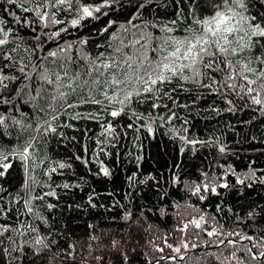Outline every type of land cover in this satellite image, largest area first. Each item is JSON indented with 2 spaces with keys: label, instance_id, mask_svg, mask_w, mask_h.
<instances>
[{
  "label": "snow or ice",
  "instance_id": "6c2138e0",
  "mask_svg": "<svg viewBox=\"0 0 264 264\" xmlns=\"http://www.w3.org/2000/svg\"><path fill=\"white\" fill-rule=\"evenodd\" d=\"M194 113L217 123L243 113L250 118L241 124L264 121V0H0V264H87L89 257L130 264L120 242L109 248L90 232L85 247L47 214L59 207L58 189L87 185L75 162L88 175L112 179L107 161L124 158L136 164L128 189L149 181L181 185L197 201L182 206L190 211L176 228L181 235L175 245L166 242L175 255L161 260L264 264V206L234 213L231 228L218 218L222 201L215 213L198 206L236 185H264V168L251 161L237 173L205 156L197 178L186 179L185 153L207 147L220 158L235 154L221 136L195 135ZM226 126L236 128L230 120ZM158 134L175 143L178 159L144 176L146 141ZM69 145L79 151L55 155ZM66 173L75 181L58 183ZM98 196L93 188L76 207L96 208Z\"/></svg>",
  "mask_w": 264,
  "mask_h": 264
},
{
  "label": "trees",
  "instance_id": "16d2710c",
  "mask_svg": "<svg viewBox=\"0 0 264 264\" xmlns=\"http://www.w3.org/2000/svg\"><path fill=\"white\" fill-rule=\"evenodd\" d=\"M209 115L211 114L196 115L194 113L195 127L192 132L202 139L221 136L235 154L229 155L227 158H220L215 149L207 147L202 148L196 156L185 153L183 175L186 179L197 178L199 175L197 166L203 168L207 163V161H202L205 156H215L220 163H231L237 173L245 171L251 161H255L254 167L264 168V121H256L251 125L241 124L240 121L250 118L248 113L240 114L239 117L229 115L219 117V123L216 120L201 118ZM229 120L236 125L235 130L226 126V121ZM91 126L96 128L94 124ZM74 134L79 135L78 133ZM253 136L255 139H252ZM124 144L129 150L134 151L130 141H124ZM78 151L79 145L75 149L69 145L67 149L59 148L55 155L66 158ZM121 151L123 152L124 149L122 148ZM144 154L146 159L141 164V174L144 176L148 174L158 176L178 159L176 145L166 135L158 134L157 139L146 141ZM107 163L114 170L112 179L88 175L83 165L75 162L76 176L84 175L88 182L87 185L66 192L58 189L57 191L61 193L59 207L47 214L55 218L53 220L54 227L63 228L67 224L68 227L65 231L71 233L72 242L83 241L86 247L88 234L94 232L100 237V243L108 245L109 248L113 240L120 242L128 251L130 264H149L148 259L151 256H148L146 241L151 237H153L152 239L158 238L161 230L170 235L175 226L174 211L178 208L177 205L182 206L188 201L191 203H197V201L190 197L181 185L173 187L163 185L158 188L154 181H149L148 184H138L135 189H128L126 177L136 171L135 161L131 158H124L115 164L111 160H108ZM219 171L217 169V172ZM75 179L66 173L64 177H57V182L63 180L74 182ZM228 179L230 183L235 181L234 176H229ZM93 188L99 193L96 198L98 207L87 208V210H84L83 207H76V205H86L87 194ZM37 191L40 190L37 189ZM129 191L132 193L131 196L127 195ZM221 191L224 192L222 198L213 196L198 206L207 212L215 213L217 203L222 201L224 212L220 213L218 218L229 228L233 226L236 219L234 213L243 216L253 203L264 206V185L256 184L250 189L236 185L234 188ZM109 193H114V195L109 196ZM51 202L57 203L56 200ZM229 208L232 209L231 212L228 211ZM129 213L131 216L125 219ZM89 225L94 227L90 229ZM65 243V239L62 237L61 244ZM109 248H106L105 251H108ZM77 251L79 252L80 249L78 248ZM100 254V251L97 250L92 253V256ZM112 255L118 254L113 252ZM87 264H94L91 257L88 258Z\"/></svg>",
  "mask_w": 264,
  "mask_h": 264
},
{
  "label": "rangeland",
  "instance_id": "374dc122",
  "mask_svg": "<svg viewBox=\"0 0 264 264\" xmlns=\"http://www.w3.org/2000/svg\"><path fill=\"white\" fill-rule=\"evenodd\" d=\"M186 203H191V202L188 201ZM182 206L176 208L174 211L175 226L172 232L170 233V235L164 233V231L161 230L158 238L152 239L153 237H151L146 241V245L148 246V250H147L148 256H151L150 259H148L149 264H157L158 260H159V264H171L170 261L161 260L160 257L175 255L174 253L171 252V249L166 247V242L175 245L177 243V238L180 237L181 235L179 232L176 231V228L179 226V222L181 219L187 218L186 213L190 211V209H186ZM157 247L164 248V252L161 253L157 251L156 250ZM197 251H202V249H198ZM189 254L191 255L192 253ZM178 264H184V262L178 261Z\"/></svg>",
  "mask_w": 264,
  "mask_h": 264
}]
</instances>
